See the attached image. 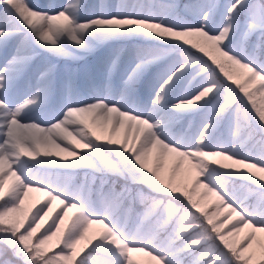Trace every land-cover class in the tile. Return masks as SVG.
<instances>
[{
  "label": "snow or ice",
  "instance_id": "obj_1",
  "mask_svg": "<svg viewBox=\"0 0 264 264\" xmlns=\"http://www.w3.org/2000/svg\"><path fill=\"white\" fill-rule=\"evenodd\" d=\"M140 254L264 264V0H0V264Z\"/></svg>",
  "mask_w": 264,
  "mask_h": 264
},
{
  "label": "rangeland",
  "instance_id": "obj_2",
  "mask_svg": "<svg viewBox=\"0 0 264 264\" xmlns=\"http://www.w3.org/2000/svg\"><path fill=\"white\" fill-rule=\"evenodd\" d=\"M168 162L170 163V158H169ZM31 197H33V196H31ZM136 258L140 260L141 264H148V258L144 257L142 254L138 255Z\"/></svg>",
  "mask_w": 264,
  "mask_h": 264
},
{
  "label": "bare ground",
  "instance_id": "obj_3",
  "mask_svg": "<svg viewBox=\"0 0 264 264\" xmlns=\"http://www.w3.org/2000/svg\"><path fill=\"white\" fill-rule=\"evenodd\" d=\"M170 163H171V158H170ZM30 196H33V197H39L40 196V194H37V193H32V194H30Z\"/></svg>",
  "mask_w": 264,
  "mask_h": 264
}]
</instances>
